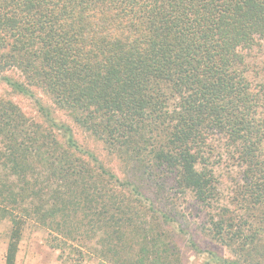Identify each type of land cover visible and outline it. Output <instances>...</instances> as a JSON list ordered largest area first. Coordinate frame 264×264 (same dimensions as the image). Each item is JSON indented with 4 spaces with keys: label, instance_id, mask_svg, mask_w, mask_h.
Wrapping results in <instances>:
<instances>
[{
    "label": "trees",
    "instance_id": "trees-1",
    "mask_svg": "<svg viewBox=\"0 0 264 264\" xmlns=\"http://www.w3.org/2000/svg\"><path fill=\"white\" fill-rule=\"evenodd\" d=\"M0 82L42 115L0 97L4 264L29 222L98 264H264V0H0Z\"/></svg>",
    "mask_w": 264,
    "mask_h": 264
},
{
    "label": "rangeland",
    "instance_id": "rangeland-1",
    "mask_svg": "<svg viewBox=\"0 0 264 264\" xmlns=\"http://www.w3.org/2000/svg\"><path fill=\"white\" fill-rule=\"evenodd\" d=\"M41 95L42 93H39L38 99L42 101V104L44 106H50L46 97L43 95L42 97ZM0 97L12 99L21 107L28 117L35 121H41L42 115L39 112V105L36 99L15 94L1 82ZM56 115L74 128L76 136L79 139L78 142L84 150L87 149L91 151V153L95 151L99 161H103L108 168L119 174L125 170L127 171L116 156L110 154L105 149H100L101 145H93L92 141L86 137V133L81 132L72 121H67L59 112H57ZM9 230V222L6 220L0 221V264H4ZM54 236L55 235H51V232L45 227L38 226L34 222L27 223L19 245L16 264H98V261L88 254V250L82 246H78V243L68 242L72 248L71 246H64L65 248L62 250L54 248L52 246L53 244L60 243V241L57 242L54 240ZM59 239L61 238L59 237ZM73 248H76V250ZM80 253H83L84 256L82 257ZM187 254L190 261L194 263L200 262L204 256V254L195 253L193 250H189Z\"/></svg>",
    "mask_w": 264,
    "mask_h": 264
}]
</instances>
